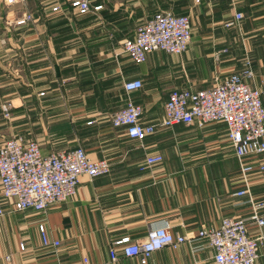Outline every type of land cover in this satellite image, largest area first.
Returning a JSON list of instances; mask_svg holds the SVG:
<instances>
[{"label":"crops","instance_id":"obj_1","mask_svg":"<svg viewBox=\"0 0 264 264\" xmlns=\"http://www.w3.org/2000/svg\"><path fill=\"white\" fill-rule=\"evenodd\" d=\"M56 5L60 10H53ZM24 10L35 20L12 22ZM162 10L189 13L187 50H155L134 62L122 40ZM236 12L243 16L226 26ZM14 58L18 69L8 64ZM247 60L251 83L263 84L264 0H92L86 12L71 0H24L16 7L0 0V146L15 134L34 136L44 153L80 144L112 164L107 174L81 175L77 192L45 211L15 210L2 197L0 264H143L140 255L125 256L119 246L113 259L110 249L123 237L143 240L166 221L174 235L218 226L226 216L251 221L249 195L235 194L245 184L227 124L160 123L171 90L209 87L242 72ZM133 78L143 86L128 93L124 82ZM129 97L143 105V121L157 124L144 140L112 125V113ZM8 103L13 108L6 116ZM152 153L163 161L147 164ZM250 178L252 194L264 197V172ZM41 225L59 245L43 244ZM249 226L254 235L264 232V226ZM213 255L201 238L157 249L145 264H210ZM257 264H264V244Z\"/></svg>","mask_w":264,"mask_h":264},{"label":"built area","instance_id":"obj_2","mask_svg":"<svg viewBox=\"0 0 264 264\" xmlns=\"http://www.w3.org/2000/svg\"><path fill=\"white\" fill-rule=\"evenodd\" d=\"M23 2L24 0H3L10 7ZM71 6L80 12H86L91 8L92 0H71ZM53 10H60V7L56 5ZM242 16L241 12H236L235 18L227 19L225 25H234ZM34 20V14L24 10L12 22L23 24ZM192 30L190 15L162 10L143 21L133 37L124 38L121 49L136 63L146 61L149 53L155 50L180 54L187 50ZM246 62L247 66L242 72H232L209 87L171 90L165 102V115L160 123L173 125L196 121L206 124L224 121L227 124V136L240 163L245 184L235 194L249 195L253 209L252 220L226 216L218 226L203 225L196 234L191 235H174L166 221L162 225L153 226L143 240L132 241L130 237L116 240L110 249L113 259L118 257L120 247L125 256L140 255L145 264L157 249L168 245L177 247L185 241L194 243L205 238L214 250L210 264H257L264 244V232L252 234L249 222L255 223L259 228L264 226V197L252 194L250 175L257 170L264 172V83H251L254 72L250 61ZM142 86L141 78L127 79L124 82L128 93ZM10 108V103L4 105L6 115H9ZM143 111V105L129 97L122 107L112 113V125L124 128L131 138L144 140L156 130L157 124L143 121ZM162 161L163 155L160 153L148 154L145 159L147 164ZM111 169L109 159L91 157L80 144L44 153L41 143L33 138H7L0 146V216L5 213L2 197L10 199L15 210L33 208L45 211L51 205L73 196L77 192L81 175L93 178L107 174ZM40 229L44 245L60 244L59 240L49 238L44 225ZM194 246L200 248L198 245Z\"/></svg>","mask_w":264,"mask_h":264},{"label":"rangeland","instance_id":"obj_3","mask_svg":"<svg viewBox=\"0 0 264 264\" xmlns=\"http://www.w3.org/2000/svg\"><path fill=\"white\" fill-rule=\"evenodd\" d=\"M177 13H181V14H188L189 15V13H187V12H177ZM225 23V22H224ZM207 24V22H205L204 24H203V28L204 29H207L208 28V26L206 25ZM195 27V26H194ZM197 28H198V30L197 31H200L202 28H201V26H199V22H198V25H197ZM196 30V28H194V31ZM8 64H9V66H10V68L11 69H18V60L17 59H11V61H9L8 62ZM17 71V70H16ZM13 108V106H11V108H10V110H9V114H10V111H11V109ZM4 111V110H3ZM4 113H5V111H4ZM6 115V114H5ZM6 116H9V115H6ZM13 136H20V135H18V134H15V135H13ZM10 137H12V136H10ZM25 138V137H24ZM29 138H33V139H35V140H37V141H39L40 143H42V140H40L39 138H37V137H34V136H31V137H29Z\"/></svg>","mask_w":264,"mask_h":264}]
</instances>
